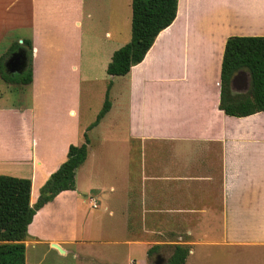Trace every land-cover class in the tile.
Instances as JSON below:
<instances>
[{"label": "crops", "instance_id": "0c3cea01", "mask_svg": "<svg viewBox=\"0 0 264 264\" xmlns=\"http://www.w3.org/2000/svg\"><path fill=\"white\" fill-rule=\"evenodd\" d=\"M116 2L0 0V48L15 32L34 43L28 105H0V174L30 178L32 205L70 145L85 141L84 84L99 81L90 72L110 85L111 109L90 130L76 189L42 207L29 233L84 215L96 241L129 255L143 246L145 264L153 246L189 247L185 264L215 248L264 256V111L235 117L219 106L226 40L264 36V8L179 0L143 61L115 76L108 65L132 33V0ZM49 242L66 253L76 240Z\"/></svg>", "mask_w": 264, "mask_h": 264}, {"label": "trees", "instance_id": "16d2710c", "mask_svg": "<svg viewBox=\"0 0 264 264\" xmlns=\"http://www.w3.org/2000/svg\"><path fill=\"white\" fill-rule=\"evenodd\" d=\"M179 0H132V40L116 50L108 65L110 75H127L145 58L159 33L169 27L177 16ZM22 40V42H20ZM11 46L0 55V77L5 83L30 86L34 79V43L31 37L17 32ZM24 50V70L11 73L6 60ZM240 71L249 75L250 87L235 92L234 76ZM110 85L101 111L87 128L96 127L111 109ZM220 109L227 115L245 117L264 111V36L231 35L227 38L221 70ZM81 145H70L67 160L51 174L40 189L38 200L31 203L30 178L0 174V264H26V243L29 225L36 213L63 191L76 189L77 169L89 153V137ZM150 247L148 256L158 252ZM190 248L176 245L166 264H185Z\"/></svg>", "mask_w": 264, "mask_h": 264}, {"label": "rangeland", "instance_id": "374dc122", "mask_svg": "<svg viewBox=\"0 0 264 264\" xmlns=\"http://www.w3.org/2000/svg\"><path fill=\"white\" fill-rule=\"evenodd\" d=\"M118 1L119 0H117L116 4L114 3V6L117 5ZM123 1L124 0H120V2ZM201 1V4L205 3L204 0ZM221 1L225 5L228 4L227 6L229 7L235 6L236 8H239L240 6L245 5L254 10L264 8V0ZM228 13L231 15L230 10ZM131 40L132 33L130 41ZM11 41V39L5 40L1 44L0 49L6 47V45H8L7 43ZM88 72L90 71H84V73ZM90 73L94 74L99 79V81L92 85L87 82L84 84V122L92 124L103 107L107 93V84L105 81L101 80L103 76H101L99 72ZM89 89L91 90L90 92L88 91ZM103 89L104 92H102ZM29 99L30 95L27 86L5 83L0 78V105H28ZM87 130L85 132L89 134L88 137H96V133H94L95 130ZM90 213H92V211ZM84 218V215L78 217L70 214L68 224H72L71 226H43L39 230L41 232H38V234L41 235L40 237L36 236V234L29 233L28 231L26 239V264H111L110 258H114L117 264H129L128 260H131L133 264H145L147 252L143 246L137 247L133 254L129 255L126 246L122 244H106L104 242L96 241L97 233L93 226H91L90 221H87L84 226ZM58 234L76 240V242L66 245L68 249V252L66 253H62L59 249L50 246L49 238L57 237ZM171 251V248L159 249L158 252H155L152 256H147L146 264H157L158 256L163 258L160 264H166L172 254ZM201 264H264V256H258L257 253L245 251H237L233 254L224 255L223 250L215 248L213 249L212 257Z\"/></svg>", "mask_w": 264, "mask_h": 264}, {"label": "water", "instance_id": "95a60500", "mask_svg": "<svg viewBox=\"0 0 264 264\" xmlns=\"http://www.w3.org/2000/svg\"><path fill=\"white\" fill-rule=\"evenodd\" d=\"M26 61V53L24 50H18L13 53L5 62L6 70L11 73H20L24 70ZM232 86L236 90L245 89L248 90L250 87V80L246 71H240L237 73L232 81ZM54 247L64 252L63 248L58 244H53ZM163 258L158 256L157 264H160Z\"/></svg>", "mask_w": 264, "mask_h": 264}]
</instances>
